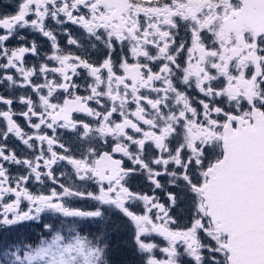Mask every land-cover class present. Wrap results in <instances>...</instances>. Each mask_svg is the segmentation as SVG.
<instances>
[{"label": "snow or ice", "instance_id": "1", "mask_svg": "<svg viewBox=\"0 0 264 264\" xmlns=\"http://www.w3.org/2000/svg\"><path fill=\"white\" fill-rule=\"evenodd\" d=\"M6 7L0 264H264V0Z\"/></svg>", "mask_w": 264, "mask_h": 264}, {"label": "flooded vegetation", "instance_id": "2", "mask_svg": "<svg viewBox=\"0 0 264 264\" xmlns=\"http://www.w3.org/2000/svg\"><path fill=\"white\" fill-rule=\"evenodd\" d=\"M12 0H0V11H10L6 6L11 4ZM80 206H86V204H81Z\"/></svg>", "mask_w": 264, "mask_h": 264}, {"label": "trees", "instance_id": "3", "mask_svg": "<svg viewBox=\"0 0 264 264\" xmlns=\"http://www.w3.org/2000/svg\"><path fill=\"white\" fill-rule=\"evenodd\" d=\"M113 243H114V245L115 246H119V245H121V243H122V238H121V236L120 235H116V236H114L113 237Z\"/></svg>", "mask_w": 264, "mask_h": 264}]
</instances>
